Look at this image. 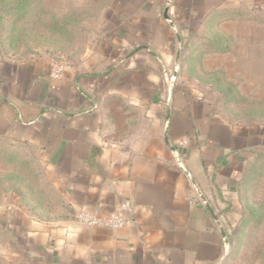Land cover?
I'll use <instances>...</instances> for the list:
<instances>
[{
    "label": "crops",
    "instance_id": "crops-1",
    "mask_svg": "<svg viewBox=\"0 0 264 264\" xmlns=\"http://www.w3.org/2000/svg\"><path fill=\"white\" fill-rule=\"evenodd\" d=\"M228 1L173 0L171 27L168 0H113L97 28L130 54L92 39L60 79L44 55L0 56V175H16L2 251L15 264H225L252 140L156 75L168 55L139 50H173L174 30L182 38ZM78 212L120 213L125 225L78 226Z\"/></svg>",
    "mask_w": 264,
    "mask_h": 264
},
{
    "label": "rangeland",
    "instance_id": "rangeland-1",
    "mask_svg": "<svg viewBox=\"0 0 264 264\" xmlns=\"http://www.w3.org/2000/svg\"><path fill=\"white\" fill-rule=\"evenodd\" d=\"M105 1L0 0V56L25 59L41 54L52 63L77 65L92 39L93 45L100 39L98 48L103 53L117 49L126 57L134 47L118 42L116 31L97 28L109 9L103 6ZM114 1L116 4L123 0ZM87 4L94 6L86 11ZM75 8L79 11L70 15ZM69 16H77L78 21L85 23L84 30L75 33L73 42H60L53 38L52 23ZM198 17L196 28L185 31L182 38L181 31L172 30L181 39L173 50L147 44L141 46L139 53L168 55V61L160 59L153 67L157 76L161 77L162 71L190 98L207 104L209 117L248 133L252 155L238 196V219L230 229V251L225 264H264V0H229L224 8ZM141 32L142 41L147 43L158 34L156 29ZM125 34L128 38L133 31ZM15 176L0 175V264H15L13 257L2 251L9 235L7 197Z\"/></svg>",
    "mask_w": 264,
    "mask_h": 264
},
{
    "label": "built area",
    "instance_id": "built-area-1",
    "mask_svg": "<svg viewBox=\"0 0 264 264\" xmlns=\"http://www.w3.org/2000/svg\"><path fill=\"white\" fill-rule=\"evenodd\" d=\"M65 71V63L56 61L52 64L50 77L52 79H60L63 77ZM181 146L184 143L180 144ZM74 221L77 225L87 228H108L120 229L125 225V220L120 213H110L107 215H98L96 213L78 212L74 216Z\"/></svg>",
    "mask_w": 264,
    "mask_h": 264
},
{
    "label": "trees",
    "instance_id": "trees-1",
    "mask_svg": "<svg viewBox=\"0 0 264 264\" xmlns=\"http://www.w3.org/2000/svg\"><path fill=\"white\" fill-rule=\"evenodd\" d=\"M112 1L113 0H106L105 2H103V6L110 7ZM89 3H92L91 0H89ZM90 6H94V5L87 4L85 6L84 10L87 11ZM78 11L79 10L77 8H75V9L71 10L70 15H72L73 13L78 12ZM0 21H1V19H0ZM52 24H53V38L57 39L60 42L61 41L73 42L74 39L76 38L75 33L78 30H84V25H85V23L78 21L77 16H69L66 18L64 17L63 19L53 21ZM0 25H1V22H0ZM63 46L61 45V47H63ZM246 178H247V175H244V179H243V182L241 185V189L239 190V196L242 192ZM229 241H230V236H228V242Z\"/></svg>",
    "mask_w": 264,
    "mask_h": 264
},
{
    "label": "water",
    "instance_id": "water-1",
    "mask_svg": "<svg viewBox=\"0 0 264 264\" xmlns=\"http://www.w3.org/2000/svg\"><path fill=\"white\" fill-rule=\"evenodd\" d=\"M168 6H169V2H168L167 5H166V10H165V12H164V18H165L166 21L169 23V25H170L171 27H173V24L169 21L167 15H166V13H167V9H168ZM178 58H179V52H177V54H176L175 64H177V62H178ZM173 77H175V73L173 74ZM197 192H198V191H197ZM198 195H199L200 200L203 202L204 206L206 207V209H207V210L209 211V213L211 214V216H212L215 220H217V217L214 215L212 209H211V208L205 203L204 198L200 195L199 192H198ZM221 235H222L223 238H225V234H224L223 231H221Z\"/></svg>",
    "mask_w": 264,
    "mask_h": 264
}]
</instances>
